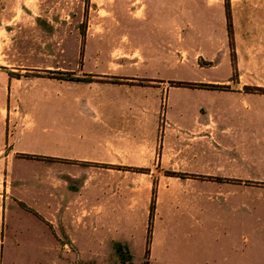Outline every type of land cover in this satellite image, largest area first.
I'll return each instance as SVG.
<instances>
[{
  "label": "crops",
  "instance_id": "1",
  "mask_svg": "<svg viewBox=\"0 0 264 264\" xmlns=\"http://www.w3.org/2000/svg\"><path fill=\"white\" fill-rule=\"evenodd\" d=\"M228 3L230 22L227 0L187 18V88L143 72L149 59L119 81L111 66L3 79L0 264H100L110 239L111 264H264V0ZM163 15L166 52L179 23ZM165 170L187 188H157Z\"/></svg>",
  "mask_w": 264,
  "mask_h": 264
},
{
  "label": "rangeland",
  "instance_id": "2",
  "mask_svg": "<svg viewBox=\"0 0 264 264\" xmlns=\"http://www.w3.org/2000/svg\"><path fill=\"white\" fill-rule=\"evenodd\" d=\"M202 2L0 0V154L10 151L4 137L5 108L11 93L3 85V79L8 74L21 78L43 76L58 83L62 77L71 78L72 74L91 75L89 71L108 69L111 66V77L119 81V78H127L128 71L137 65L131 61L140 63L149 59L144 64L143 72L168 75L167 84L171 86H191L186 82H189L191 69L192 73L195 71L193 67L190 68L191 59L182 43L187 34V18L193 9L198 10L197 6ZM168 13L179 23L177 30L180 46L164 52L157 47L159 40L169 36L170 27L163 15ZM127 33L144 42L147 49H153L140 51L126 47ZM164 55L178 63L163 59ZM161 123L167 125L166 119ZM9 166L13 168L15 165ZM164 172L163 179L155 180L157 188H187L186 175L176 178L172 177L173 172ZM102 182L101 179V189ZM131 186H136L135 182ZM154 198L156 201V196ZM171 198L184 197L161 195L160 201L165 202ZM71 248L76 251L75 246ZM38 252L33 248V254ZM100 264H111V239L100 244Z\"/></svg>",
  "mask_w": 264,
  "mask_h": 264
},
{
  "label": "trees",
  "instance_id": "3",
  "mask_svg": "<svg viewBox=\"0 0 264 264\" xmlns=\"http://www.w3.org/2000/svg\"><path fill=\"white\" fill-rule=\"evenodd\" d=\"M227 16H228V19H229V22H230V19H231V10H230V6H229V3H228V0H227ZM11 74H14L13 71H11ZM182 83L184 84L185 82H182ZM186 84H192V83L186 82ZM27 156H29V155H27ZM153 205H154V202L152 204V209H153ZM150 239H151V233L149 232L147 253H149V243H150Z\"/></svg>",
  "mask_w": 264,
  "mask_h": 264
}]
</instances>
